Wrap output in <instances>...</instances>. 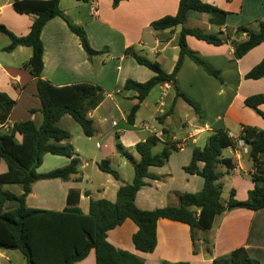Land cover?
I'll return each mask as SVG.
<instances>
[{"label": "crops", "instance_id": "obj_1", "mask_svg": "<svg viewBox=\"0 0 264 264\" xmlns=\"http://www.w3.org/2000/svg\"><path fill=\"white\" fill-rule=\"evenodd\" d=\"M201 1L225 11L224 24H212L208 20V14L190 10L184 26L230 34L229 40L220 45L207 43L192 35L186 36L187 45L220 71L221 80L209 75L201 66L185 57L176 75L178 88L199 105L204 112V120L186 102L185 106H181L185 112L182 117H178L175 92L171 84L165 82L155 86L162 94L151 101L147 100V95L140 103L134 121L130 123L127 114L136 103L135 92L125 90L123 85L127 79L146 81L154 72L138 64L125 49L133 47L136 50L137 47L139 50L136 51L149 59L154 55L151 60L159 62L162 69L170 73L178 57L177 37L182 26L154 30L150 24L165 15H174L179 0H122L115 6L112 0H59V8L74 24L83 27L90 46L101 50V53L88 57L77 35L60 16H54L44 24L40 33L43 44L41 78L58 86L74 83L100 86L105 95L102 102L89 113L93 119L94 134L87 139L90 141L96 135L105 142L99 144L96 141L95 146H75L69 132L68 142L79 159L76 173L65 179H41L32 183L26 198L29 206L60 210L66 205L67 194L71 189L79 191L77 205L84 213L88 211L91 199L114 201L120 185L131 182L134 173L128 171L130 161L116 150L111 135L118 138L131 160H138L139 154L134 146L150 135L145 126H152L164 133L152 148L154 153L161 151L170 141L176 143L164 165L150 167V172L161 177L145 179V185L139 189L135 198L140 209L177 205V193L195 192L202 187L203 178L185 172L183 167L190 161L193 146L202 147L210 133L218 128L226 129L234 140L233 146L223 151V155L231 158L234 166L230 170L223 167L219 171L223 173L221 180L228 182L230 190H234L235 199H247L248 191L254 187L252 176L256 174L264 177V154L258 155V162L254 164L248 157L247 145V151L244 152L237 141L244 125L264 129V119L243 102L245 97L253 94L264 96V77L247 79L244 74L264 56V41L239 59L234 57L231 41L247 37V29L257 31L260 23L264 25V0ZM11 2L12 0H0V24L17 36L26 35L32 16L14 11ZM239 26L247 29L236 36L233 29ZM1 33L5 34L0 31V91L13 98L15 105L6 123L0 124V128L8 130L14 122L25 119L38 124L41 115L38 112L40 100L37 96L36 78L23 66L31 54L25 46L5 51L3 48L10 40L2 38ZM147 38L152 41L147 43ZM21 54L22 58L19 59ZM258 108L264 112V103ZM31 109L37 111L30 113ZM148 112L149 115L145 117L144 113ZM158 116L162 120L158 121ZM150 122L157 123L158 126ZM60 159L59 164L52 169L62 167L70 161L65 156ZM105 159L118 173V179L99 169L98 163ZM37 171L41 172L39 168ZM4 184L9 183H2L3 189ZM223 186L224 182L222 188ZM136 230V224L126 219L107 231V240L119 249L138 255L143 259V264H211L214 258L226 256L238 247H244L250 257L264 264V208L257 211L227 208L214 217L210 228H194L193 231L183 222L160 218L156 226V246L149 253L134 248L132 235ZM12 251L0 248V264H17ZM73 264H95L94 250H90L84 259Z\"/></svg>", "mask_w": 264, "mask_h": 264}, {"label": "trees", "instance_id": "obj_2", "mask_svg": "<svg viewBox=\"0 0 264 264\" xmlns=\"http://www.w3.org/2000/svg\"><path fill=\"white\" fill-rule=\"evenodd\" d=\"M120 1L122 0H112L113 6ZM11 3L14 11L31 15L32 22L28 33L23 36L13 34L0 24V31L10 40L3 49L11 51L17 46L31 48V56L23 66L36 78L37 96L40 100L38 112L41 121L35 124L31 119H25L14 122L8 130L0 128V248L20 251L27 264H73L84 259L90 250H94L95 264H143V259L138 255L111 244L107 240V231L122 224L126 219L132 220L137 226L136 232L132 235L134 248L149 253L156 246V226L160 218L183 222L193 231L194 228H210L214 217L227 208H247L253 211L264 208V177L256 174L252 176L254 187L248 191L247 199H235L234 190L231 189L228 199L222 201L220 179L223 173L217 170V166L222 165L226 170L234 166L231 158L223 155L224 149L234 144L233 138L224 128L211 132L202 147L193 146L190 161L183 170L201 176L203 185L195 192L177 193V205L168 204L151 210L140 209L136 205V194L145 185V179L161 177L150 172V167L164 165L172 149H175L176 142L170 141L161 151L154 153L152 148L159 139L150 134L134 146V150L139 154L138 160H131L122 144L116 141V150L131 162L134 175L131 182L120 185L114 201L103 198L91 199L88 211L84 213L77 205L79 191L71 189L67 194L66 205L60 210L29 206L26 198L32 183L41 179H65L77 171L79 159L75 156L73 146L68 142L70 133L60 128L57 121L68 114L80 125L85 136H92L93 119L89 113L102 102L105 92L100 86L89 83L58 86L41 78L43 44L40 33L44 24L54 16H60L68 28L77 35L88 57L101 53V50H95L90 46L83 27L74 24L59 8V0H12ZM190 10L208 14V20L212 24L223 25L225 22V11L201 0H179L174 15H165L153 20L150 26L154 30L182 26L177 37L178 57L170 73L165 72L159 62L139 54L133 47L125 49V52L138 64L154 72L151 78L143 82L132 79L125 81L123 88L134 91L136 99V103L128 111V122L134 121L140 103L149 92L165 82L171 84L176 98H181L200 119L204 120V112L199 105L178 88L176 75L185 57L190 58L206 73L219 80H221L220 71L187 45L186 36L192 35L207 43L220 45L229 40L230 34L185 27L184 23ZM246 29L245 26H239L233 29V32L236 36H240ZM247 31V37L231 41L236 59L264 41L263 23H260L257 31L248 29ZM244 77L247 79L264 77V56L244 74ZM243 102L264 119V112L258 108L264 103L262 94L247 96ZM14 105L15 100L6 92L0 91V124L6 123ZM36 111L31 109L30 113ZM159 120H162V117L158 116ZM239 138L248 147L249 159L256 164L257 156L264 154V129L244 125ZM46 153L65 156L70 161L62 167L38 172L37 168ZM98 167L119 178L118 173L110 167L108 160H101ZM2 183H19L22 191L19 194L13 193L3 189ZM211 264L260 263L250 257L244 247H238L226 256L214 258Z\"/></svg>", "mask_w": 264, "mask_h": 264}, {"label": "rangeland", "instance_id": "obj_3", "mask_svg": "<svg viewBox=\"0 0 264 264\" xmlns=\"http://www.w3.org/2000/svg\"><path fill=\"white\" fill-rule=\"evenodd\" d=\"M2 36H3L2 38H5L6 40H9L8 39L9 37L6 34H4V35L2 34ZM146 41H147V43H149L150 41H152V39L151 38H147ZM25 48L31 54V49L29 47H25ZM135 49L139 50V48H137V47H135ZM7 52H9V51H7ZM154 57L155 56L152 55V56H150V59H154ZM21 58H22V54L20 55L19 59H21ZM161 62L165 63V60L161 59ZM161 94H162V92L159 93L158 89L155 87L148 94L147 100L151 101V100H153V98H155L156 96H159ZM181 106H185V102L182 99L177 98L176 112L178 114V117H182V114L185 112L183 110L184 108H181ZM148 115H149V112L148 113H144L145 117L148 116ZM150 123L153 124L154 126H158L157 123H154V122H150ZM58 126L64 128V129H67L71 133V135H72L71 140H72V143L75 146L81 147V146H85L86 144L87 145L92 144L93 146H95L96 141H98L99 144H103L105 142V141H103V139L100 136L96 137V135L93 136V138L90 139V141H88V139H87L88 137L84 135L80 125L68 114H65V115L62 116V118L58 122ZM111 137H112V140L114 141V145H115L116 141H119V140L113 134L111 135ZM123 148H124V146H123ZM124 150H125V148H124ZM48 158H50V160H48ZM60 158H61V156H56V155H52V154H49V153L44 154L43 155V159H42V163L38 167L39 171L45 172L48 169H52V167H54L55 165L59 164V160H61ZM127 167H128L127 168L128 171L131 174H133L134 171H133V167H132L131 162H129ZM223 167L224 166H222V165H218L217 166V170L218 171H222ZM221 182L225 183V186H223V188H222L221 199L222 200H226L228 198V196H229L230 188H229L228 182H226L224 180L223 181L221 180ZM3 187H4V189H8V190H10V191H12L13 193H16V194H18L21 191V189H22L21 188V184H19V183L4 184ZM10 205H13V203H10ZM12 252H13V256H16V260L15 261L17 262V264H25V258L20 253V251L13 250ZM251 253H253V252H251Z\"/></svg>", "mask_w": 264, "mask_h": 264}, {"label": "built area", "instance_id": "obj_4", "mask_svg": "<svg viewBox=\"0 0 264 264\" xmlns=\"http://www.w3.org/2000/svg\"><path fill=\"white\" fill-rule=\"evenodd\" d=\"M145 128L147 130H149L150 134H153L154 136H156L157 138L161 139L163 136H164V133L162 132V130H157L155 129L154 127H150V126H145ZM237 145L242 147L244 152L247 151V147H246V144L245 142L242 140V139H239L237 141ZM180 147H182V145H180Z\"/></svg>", "mask_w": 264, "mask_h": 264}]
</instances>
